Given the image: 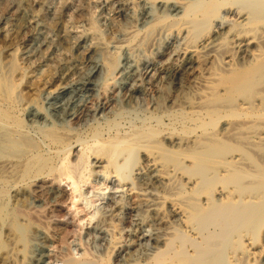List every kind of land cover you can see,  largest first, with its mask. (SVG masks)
I'll return each instance as SVG.
<instances>
[{
	"label": "bare ground",
	"instance_id": "6f19581e",
	"mask_svg": "<svg viewBox=\"0 0 264 264\" xmlns=\"http://www.w3.org/2000/svg\"><path fill=\"white\" fill-rule=\"evenodd\" d=\"M157 2L159 12L152 14L150 11H140L139 13L142 16L147 15L145 21L149 18V22L140 23L139 19H133L135 23V28L133 30L136 35L140 34L142 31L146 32L149 29L162 28L163 24L167 21L171 23L172 30L176 31L177 34L189 37L192 36V38L194 34H198V31L201 29L203 30L200 31L199 35L195 36L194 39L191 38L190 43H188L183 50H181V47V49H179L181 51L178 53L172 54L173 56L168 55L169 60L167 62L162 65H147L143 71L139 70L137 60L133 54L131 55L128 52H123L125 56L121 59L122 62L120 64L118 57H109V67L113 69L118 66L120 76L115 83L119 82L120 87L125 91V103L127 106L134 101L136 95L141 93L142 82L144 84L147 83V85H153L157 81L175 80L180 84L189 77H193L197 72V67H206L213 62H219V71L221 70L223 73H229V75L225 74L219 78H216L215 72L209 73V77L207 78L208 82L213 84L216 82L215 88L218 86H225L227 83L228 88L234 91H240L244 88H252L260 84L259 80L261 79L262 87L259 91L264 93V0H199L195 2L190 1L188 3L187 1L184 3L183 0H158ZM222 9L226 11L228 18H226L225 21L216 20L217 22L213 29H207L208 24L214 21L215 18L217 19V12ZM121 15L124 16V14ZM124 17L127 16L125 15ZM26 25L27 23L23 25L19 31L17 30L19 34L26 29ZM19 34L16 35V40L14 42L3 47L5 57L8 59L6 65L0 70V183H5L6 186H9L11 189L7 201H5V197L1 195L4 198L3 200L0 196V264H16V255L18 253L21 258L29 260L30 264H41L46 256L45 253L47 251H45L44 240L41 244L39 241L44 239L43 235L45 232L43 228L45 226L51 227L53 221L50 220L51 216H47V221L41 220V217L43 218L47 215H44V212H35V214L26 212V217L24 215L22 217V214L25 212L24 209L29 208L26 203L27 198L31 194L35 197H43L41 200L37 199L35 201L33 199L34 196L33 198L30 196L33 201L29 204L41 208L44 204L42 199L46 198L49 201L53 199V201L59 204L66 200V194L62 193V190L56 189L53 184V186L47 187L44 181H40L41 179L51 177V180L56 182L58 187L59 182L62 180L68 183V190L70 194H72V197H76L74 204L77 205L76 207L79 209L80 214H73L76 217L73 226L67 224L65 221L64 226L59 229L57 228L56 231L66 235L70 227H72L73 230H78L80 229L82 220L85 219L87 215L86 209L90 208L89 203L91 198L89 195L91 194V188L86 183L87 170L89 169L88 175L94 172V167H100L102 161H106L104 157H106L107 161L115 168L117 160L115 161L114 157L118 158V150L125 145V142H128V147L135 149L142 159L140 166L136 168L137 182L135 183H137V186L129 188L126 193L129 197L130 217L136 216L139 208H143L155 214L157 210L159 211L160 208H162V204L168 202L167 197L159 195L158 197L149 190L161 186L165 175H167V172H171L173 168L177 167L182 169L181 162L179 161H181L180 158L185 156H193L198 159L200 162L198 165L199 168L222 171L220 172V181L224 178L236 175H243L247 178V180L244 179V182H238L236 180L232 182L230 186L216 188V206L225 204L222 205L225 207L229 201L228 203L231 202L233 205H230L233 207L239 200L246 199L247 202L241 201L242 204L239 202L238 206L241 204L246 207L248 205L245 206L244 203H253L255 200L254 203L257 202L258 204L253 208L254 211L251 210L249 214L239 220H233L231 218V216H233L232 208L225 207L222 208L225 209L224 212H216V230L217 232L219 231L216 235V241H219L217 240L219 234H221L222 237L228 235L226 240H224L223 237V246H220V242L223 240L219 241L220 248L217 246L218 248L214 254L209 255V251L206 253L208 255L205 254V256L209 257H204V260H201V258L195 259L196 253L192 252V256H190L193 259L191 258L192 260H189L185 256V254L189 255L188 249L187 252L184 253L175 251L172 255L170 254L171 256L168 254L170 257L166 255L168 259L165 261L162 258L164 255H161L162 259L159 258V261L161 259L163 263L160 264H264V155H261L260 163H257V160L253 161L255 160L253 155L256 156L260 154L264 149V120H262L264 118L263 95H257V102L260 105L257 107V111H255L257 104H254L253 100L249 103L240 99L237 103L232 102L234 106L230 105L234 107V109L228 111L218 110L221 105L217 102H194L195 105H189V107H191L190 111L187 113L188 115L183 118L181 117L182 121L179 124L182 128H177V126L174 127V125L172 127L171 124L169 126L165 124L162 125L160 123L161 121H159L160 118L157 119L156 117L154 120L155 124L151 123L148 119H144L143 121L145 122L142 121L143 123L140 128H138V126L136 129L124 131V133H119L118 130V133L116 132L105 139L99 137L98 133H101L102 130L96 133L94 130L93 138H98V141L94 146H91L88 145V139H82V135L80 136L73 127H65L55 119L60 121V119L64 118L75 121L80 117V114L82 116L81 110L88 102L87 99L90 96L89 92L92 91L94 87V85H92L93 80H91V78L95 76L93 74L94 72L92 73L89 70V75H86V72L84 74L85 77H82L83 79L81 80V75H78L80 78L76 76L79 78L78 81L76 80L77 78L74 77L76 82L71 86L73 89H70L71 87H66V84L61 86L54 94L53 98L46 102L51 111L49 110L43 113L39 109L32 107V109L29 110V114L24 116L22 109L11 97V91L13 90L11 87L13 86L9 79L10 72H12L13 68L16 66L15 56L18 50L17 41H19ZM156 52L160 55L162 54L161 56L164 55L159 51ZM107 56L111 55L107 54ZM90 73L94 76L90 75ZM95 78L97 79V77ZM70 79L74 80L72 78ZM71 80L70 82H72ZM192 86L194 87V85ZM143 87L145 90L146 86ZM209 88L211 89V87ZM67 92L74 93L77 99L73 101V98H64L66 94H68V96L70 95ZM183 101L184 100H182V102ZM179 102L180 101H178L176 105ZM72 106L76 107L73 109L74 111L71 109ZM178 109H180L179 106ZM59 110L63 111L62 113L60 112L61 115L63 114L61 118L55 115V112ZM168 113H170V111ZM240 115H244L247 120L240 119L241 121L231 122L229 124L224 123L218 133L212 131V128L214 130L215 122L219 121L220 118ZM178 117H175V121L179 119ZM233 119L236 120V118ZM196 121H198L196 125H199L204 131L197 138H191L189 134L186 135L187 131H185V128L189 127L186 123L192 122L195 124ZM99 124L100 123H97V125ZM114 125L116 126V124ZM196 129H198V127ZM1 130H4V132H1ZM92 131L93 130H91V133ZM174 132L181 134V136L172 140L170 135ZM191 133L193 134L196 132L193 131ZM86 135H88V133ZM77 144L86 147L89 153L93 155L90 166L83 154L78 156L75 163L72 164L74 149ZM168 146L175 147V150L170 149ZM76 156L77 155H75V157ZM133 159L135 158L133 157ZM123 160L125 161V158ZM104 170H106V168ZM190 179L192 178H189V181ZM220 181L219 183L221 184ZM215 186L217 187L218 185L215 181L211 180V183L209 182L204 190L208 193L210 190L215 189ZM167 194L169 193L167 192ZM200 195L201 194H199V196ZM159 199H161V201ZM235 199L238 201L233 203ZM241 205L239 209L241 208V210H243L244 208L242 209ZM206 208L208 209L209 207ZM246 208L249 209V207ZM116 210H118V207ZM208 210L211 212L212 209L210 210L209 208ZM173 212L180 216V220L182 221L189 220L190 222H194L196 220L197 222L198 215L205 216L207 219H212L211 213L209 216L208 212H205V214L201 211V213H204L201 215L200 211L198 214H190L181 204H177V202L175 203V207H173ZM53 216L65 217V214L60 213V215ZM107 216L105 219L106 221L107 219L112 221L115 218L113 216ZM233 217H236V215ZM36 220L43 223L38 224ZM187 227H189L188 232L192 236V234L195 233L194 225H188ZM27 230H29L28 236L31 240L30 242H33L32 240H36V242L31 243V245L26 244V249H24L26 251H22L19 248L20 242H22V240H20V235L24 234ZM137 231L141 232L140 229ZM223 232L227 233L222 234ZM168 233L170 234V232ZM140 234H134V236H132L133 240L140 239ZM166 234L167 231H157L151 234V238L156 245H159L164 240ZM213 240L215 239L210 238L204 241V244L208 245ZM125 241H119V243ZM122 245H117V243H115L114 248L116 249V253L117 251L118 253L120 251L123 252L126 248H129V246L124 247ZM112 246L113 245H111V247ZM177 248H180V246ZM130 249L129 251L132 252ZM129 254L131 253L129 252ZM155 259L157 260V258Z\"/></svg>",
	"mask_w": 264,
	"mask_h": 264
},
{
	"label": "rangeland",
	"instance_id": "374dc122",
	"mask_svg": "<svg viewBox=\"0 0 264 264\" xmlns=\"http://www.w3.org/2000/svg\"><path fill=\"white\" fill-rule=\"evenodd\" d=\"M157 1L158 0H0V70L6 65L8 59L5 57L3 47L14 42L16 40V35L19 34V29L27 23L26 29L19 34V41H17L18 50L15 56L16 66L13 68V71L10 72L9 76L10 83L13 86L11 87V89H13L11 91V97L22 109L24 116L29 114V110L32 109V107L39 109L43 113L49 111L50 109L46 102L53 98L58 89L64 84H66V87H71L76 80H79L80 76L78 75H81V80L85 77L84 74L86 72L88 73H86V75H89V70L92 73L94 72L93 74L95 76L91 73L90 75L94 76L92 77L94 79L91 78V80H93L92 85L97 89L93 87V90L89 92L90 99H87L88 102L81 110L83 117L80 114V117L78 116L79 118L76 119L77 121L64 118L60 119L61 122L57 119L55 120L65 127H73L80 136L82 135V139H88V145L91 146H94L98 141V138H93L94 130L95 133L102 130L101 133L98 134L100 138L105 139L116 132L118 133V130L119 133H124V131L136 129L138 126V128H140L142 123L145 122L143 121L144 119H148L151 123L155 124L154 120L157 117V119L160 118L159 121H161L160 123L162 125L165 124L169 126L171 124L172 127L174 125V127L177 126V128H182L179 123L184 116L186 117L188 115L187 113L190 111V107L195 105L194 102L197 101H200V103L217 102L221 105L218 110L228 111L234 109L231 105L234 106V103L240 100L246 103L253 100V103L257 104L255 110L257 111V107L260 106L257 102V95L264 96V93L259 91L262 87V80H259L260 84L252 88H244L240 91H234L228 88L227 83L225 86H218L215 88L216 82L214 84L208 82L207 78L209 77V73L215 72L216 78L225 74L229 75V73H223L221 70L219 71V62H213L206 67H197L196 74L180 84L175 80L157 81L153 85H147V83L144 84L142 82L141 93L136 95L134 101L129 106L126 105V93L122 87H120L119 82L115 83L120 76L118 66L113 69L110 68L109 57H118L120 64L122 62L121 59L125 56L123 52H128L131 55L133 54L137 60L139 70L143 71L147 65H162L167 62L169 60L168 55L173 56L172 54L183 50V48L190 43L192 38V36L189 37L177 34L176 31L172 30L169 21L165 22L162 28L149 29L146 32L142 31L140 34L136 35L133 30L135 28L133 19H139L140 23L149 22V18L145 21L147 15L142 16L139 13L140 11H150L152 14L159 12ZM186 1L188 3L190 1L195 2L199 0ZM186 1L183 0L184 3H186ZM217 13V19L215 18L214 21H211L207 29L212 30L217 21H225V19L228 18L226 11L223 9L219 10ZM121 14H124V16L126 15L128 19ZM202 30L203 29L200 31ZM200 31H198L197 35L194 34L192 39L198 36ZM156 51L164 55L161 56L162 54L160 55ZM107 54L111 56H107ZM74 77L77 79L75 80ZM95 77H97V79ZM70 80L72 82H70ZM192 85H194V87ZM143 86H146L145 90ZM208 86L211 87V89ZM70 89H73V87ZM67 93L70 95L68 96V94H66L68 97L65 95L64 98H73V101L77 99L74 93ZM177 100L180 102L176 105L178 102ZM182 100L184 101L182 102ZM232 102L234 103L232 104ZM190 104L191 106L189 107ZM178 106L180 109H178ZM75 108L76 107L73 106L71 107L72 110ZM169 111L171 114L168 113ZM60 112L62 113L63 111L59 110L55 112V115L61 118L63 114L61 115ZM175 117L179 119L175 121ZM233 118H236V120ZM240 119L247 120L244 115L222 117L220 118L221 121L215 122L214 130L212 128V131L218 133L224 123L229 124L231 122L241 121ZM262 120H264V118ZM197 122L198 121H196L195 124L192 122L186 123L187 126H189L185 128V131H187L186 135L189 134L191 138H197L204 131L203 128L196 125ZM97 123H100V126L97 125ZM114 124H116V126ZM195 126H197L198 129H196L197 127ZM190 128L196 133L192 134L191 132L193 131ZM91 130H93L92 133ZM1 132H4V130H1ZM85 132H87L88 135H86L87 133ZM180 136L181 134L174 132L170 135V138L172 137L171 139L173 140ZM124 144L125 145L118 150V158L114 157V160H117L115 163L117 168H114L113 165L107 161V158L104 157L106 161H102L100 167H94V172L88 175L89 169L87 170L86 183L91 188V194L89 195L91 198L89 203L90 208L86 209L87 215L85 219L82 220L80 229H78L79 231L73 230L72 227H70L66 235L56 231L57 228L59 229L64 226L65 221L67 224L73 226L76 220L74 216L75 213L78 215L80 214L79 209L76 207L77 205L74 204L76 197H72V194H70L68 183L65 182V180L59 182V187L56 182L51 180V177H45V179L40 180L41 182L44 181L47 187L54 185L56 189L62 190V193L66 194V200L64 202L58 204L53 201V199L49 201L44 198L42 199L44 204L40 208L34 207L29 203H32L33 199L36 201L37 199L41 200L43 197H35L33 194L28 196L29 199L27 198L26 203L29 208L24 209L25 212L22 214V217L23 215L25 216L26 212L31 214H35V212H44V215H47L43 218L41 217V220L47 221L48 217L51 216L50 220L53 221L51 227L45 226L43 228L45 232L43 235L44 239L39 241L41 244L44 240L45 251H47L41 264H156L158 262V264H160L163 263V261H161L162 258L165 261L173 252L181 251V253H184L187 252V249L189 255L185 254V256L189 260L192 258V252L196 253L195 259L201 258V260H204V257H209L205 256L206 253L210 251L209 255L214 254L216 249L223 246L224 240L227 239L228 234L223 236L224 240L221 234H219L220 236L218 235L217 240L223 241L220 242V246L219 241H216V235L219 233V231L217 232L216 230V212H224L225 209L222 208L225 207L232 208L233 216L236 215V217L231 216V218L233 220H239L249 214L251 210L254 211L253 208L258 205L257 202L254 203L256 200L253 203H244L245 206L248 205L246 207H249V209H247L241 205V201L247 202V199L241 201L235 199L233 203L238 202L236 205L234 204L235 206L233 207L231 202L228 203L229 201L225 207L222 206L225 204L216 206V188L230 186L232 182L236 180L238 182H244L247 178L243 175H236L224 178L220 181V172L222 171L199 168L198 165L200 162L198 159L193 156H185L180 158L181 161H179L181 162L182 169L177 167V169L173 168L171 172H167L161 186L149 190L157 196L167 197L168 202L162 204V208H160L159 211L157 210L155 214L143 208H139L136 216L130 217L129 197L126 193L129 188L137 186V183H135L137 182L136 168L140 166L142 159L135 149L128 147V142ZM168 147L175 150V147ZM262 151L263 152L256 155L258 157L253 155L255 159L253 161L257 160L256 162L260 163L261 155H264V149ZM81 154L84 155L90 166L93 155L81 144H77L74 149L72 164L75 163L76 159ZM75 155L77 156L75 157ZM133 157L136 160L133 159ZM124 158L125 161L123 160ZM105 168L106 170H104ZM115 170L118 171L116 172ZM189 178H192L190 179L191 182ZM211 180L215 181L218 186H215V189L207 193L204 189H206L205 186L208 185L209 182L211 183ZM167 192L169 194H167ZM9 193H11L9 186H6L5 183H0V196L2 195L5 197V201L8 200ZM198 193L201 195L199 196ZM30 196L32 198L34 196V198L32 199ZM3 197L2 199L4 200ZM159 200L161 201V199ZM176 202L177 204H181L190 214H198L200 211V215L208 212L210 216L211 213L212 219H207L205 216L198 215L197 222L196 220L194 222H190L189 220L182 221L180 220V216L173 212V207H175ZM239 202L241 203L242 209L244 208L245 210L239 209ZM117 207L118 210H116ZM206 207H209L210 210L212 209L211 212L208 210L209 208L207 209ZM201 211L205 212L201 213ZM60 213H64L65 217L53 216L60 215ZM106 216H113L116 219L114 218L112 220L113 222L109 219L106 221ZM36 223L39 224L43 222L36 220ZM188 225H194L195 227V233L192 234V236L188 232ZM138 229H140L141 232L137 231ZM157 231H167L164 240L159 245H156L151 238V234ZM168 232H170V234ZM224 233L227 232H223L222 234ZM134 234H140L141 236L138 235L140 239L133 240L132 236H134ZM28 235L29 230L20 235L24 239L20 237L22 242H20L19 248L22 251H26L24 250L26 249V244L31 245V243L36 242V240L30 242L31 240ZM210 238L215 240L205 245L204 241ZM119 241L125 242H120V244ZM114 242L117 243V245L123 244L122 246L124 247L129 246V248H126L123 252L120 251L118 253L117 251L116 253ZM111 245L113 246L111 247ZM179 246L180 248H177ZM129 249L132 250V252L129 251ZM128 251L131 254H129ZM168 254L171 255L168 256ZM161 255L164 256L162 257ZM155 258H157V260ZM159 258H161L160 261ZM24 259L25 258H21L18 253L16 255V264H30L29 260Z\"/></svg>",
	"mask_w": 264,
	"mask_h": 264
}]
</instances>
